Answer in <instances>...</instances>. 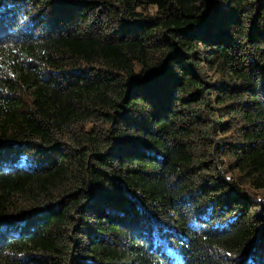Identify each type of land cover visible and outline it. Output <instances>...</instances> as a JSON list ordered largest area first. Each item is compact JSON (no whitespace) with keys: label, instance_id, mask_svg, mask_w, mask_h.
<instances>
[{"label":"trees","instance_id":"obj_1","mask_svg":"<svg viewBox=\"0 0 264 264\" xmlns=\"http://www.w3.org/2000/svg\"><path fill=\"white\" fill-rule=\"evenodd\" d=\"M0 264H264V0H0Z\"/></svg>","mask_w":264,"mask_h":264}]
</instances>
